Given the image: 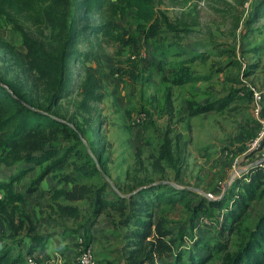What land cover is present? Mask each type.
I'll list each match as a JSON object with an SVG mask.
<instances>
[{
    "label": "trees",
    "instance_id": "trees-1",
    "mask_svg": "<svg viewBox=\"0 0 264 264\" xmlns=\"http://www.w3.org/2000/svg\"><path fill=\"white\" fill-rule=\"evenodd\" d=\"M130 9L139 27L147 28L148 39L176 28L154 0H0V18L15 28L26 49L14 51L19 77L0 74V164L15 167L9 180H0V246L5 243L3 225L18 233L30 220L28 229L36 230L33 214L24 204L51 177L54 184L48 188L46 206L61 224L71 221L65 235L76 236L77 246L79 236L92 245L93 228L106 217L112 234L123 241L125 264H264V168L260 164L237 178L221 198L162 183L125 197L120 185L116 183V190L107 179H111L107 147L99 132L92 130L95 136L87 138L94 104L105 96L100 55L94 54L96 47L88 35L98 46L108 38L124 39L116 20L125 18ZM95 12L101 16L99 21ZM87 40L88 49L82 50ZM4 47L6 52L14 49L9 44ZM131 57L127 58L130 77L136 79L139 62ZM77 59L83 63L78 97L74 109L64 115L62 104L71 91V67ZM201 79L194 76L186 81ZM237 92L205 105L190 101L189 115L224 109L239 98ZM245 95L249 101L254 98L252 89ZM260 105L264 118V94ZM259 136V130L243 126L237 141L244 144ZM260 145L264 148V135ZM166 159L178 166L172 153ZM176 169L180 176V168ZM34 173L25 191L16 190L17 182ZM130 179L127 192L145 185V180L153 182L146 175L133 174ZM181 206L185 218L173 220L171 212ZM18 244L0 248V264H26L28 255L45 249V240L36 234L27 251L17 250Z\"/></svg>",
    "mask_w": 264,
    "mask_h": 264
},
{
    "label": "rangeland",
    "instance_id": "rangeland-1",
    "mask_svg": "<svg viewBox=\"0 0 264 264\" xmlns=\"http://www.w3.org/2000/svg\"><path fill=\"white\" fill-rule=\"evenodd\" d=\"M154 3L177 29L165 30L148 39L147 28L139 27L134 10L130 9L125 18L116 20L124 39L108 38L98 46L94 36L88 35L96 47L94 54L100 55L105 96L94 104L89 125L86 124L87 138L95 136L92 130L99 132L110 157V180L116 188V183L120 185L122 194L159 181H171L199 189L212 195L211 198H221L256 162H264L261 139L256 145L254 140L244 144L237 141L243 126L259 130L260 135L264 130V118L256 112L255 98L249 101L245 95L252 87L264 94V0H154ZM99 17L96 14L95 20L99 21ZM88 40L82 44V50L88 49ZM4 44L14 49L6 52ZM25 50L15 28L0 18V74L9 79L19 77L14 51ZM130 56L139 62L136 79L130 77L127 63ZM91 63H97L94 55ZM82 64L78 59L72 63L71 91L62 104L64 115L74 109ZM254 64L257 66L250 68ZM194 76L203 79L186 81ZM232 90L238 91L239 98L228 107L189 115L190 101L201 105L213 103ZM254 120L259 122L258 126ZM169 152L179 160L177 167L168 163ZM176 168H180V176H176ZM14 170L15 167L0 164V180H9ZM133 174L153 177V182L148 184L145 180V185L127 192ZM34 177L35 173L17 182L16 190L25 191ZM46 193L45 189H39L24 204L33 214L36 230L28 229L30 220L25 230L18 233L3 225L5 243L0 248L23 240L21 247L27 251L35 234L52 242L72 227L70 221L61 224L60 218L50 214ZM170 215L173 220H181L186 210L181 206ZM109 221L103 217L94 227L100 236L90 245L95 264H125L123 241L112 234ZM70 241L57 245L43 263L78 264V246L76 254H68L77 240L72 245ZM28 256L37 258L36 254Z\"/></svg>",
    "mask_w": 264,
    "mask_h": 264
},
{
    "label": "crops",
    "instance_id": "crops-1",
    "mask_svg": "<svg viewBox=\"0 0 264 264\" xmlns=\"http://www.w3.org/2000/svg\"><path fill=\"white\" fill-rule=\"evenodd\" d=\"M48 178V177H47ZM47 178H46V180L42 183V185H41V187H40V189H45L46 191H47V193H46V195H47V200H46V202L48 203L49 202V193H48V188L49 187H51L53 184H54V180L51 178V180L50 181H48L47 180ZM67 221H70V220H67ZM70 223H71V221H70ZM101 223V222H100ZM100 223H98L97 225H99ZM96 225V226H97ZM24 228H25V226H24ZM23 228V230H25ZM22 231V230H21ZM96 233H99V230L97 229L96 230V232H95V230H94V228H93V242L95 241V240H98L99 238H100V236L98 235V234H96ZM62 236H57V237H55V238H53V240H52V242L50 241V240H46L45 241V249L44 250H41L39 253H37L38 252V250L36 251V255H37V257L38 258H40L41 259V262H42V264H44L43 263V260L44 259H47V257H46V255L47 254H49V255H51L52 256V254H53V250L55 249V247L57 246V245H59V246H61V245H66V243H67V241H70L69 242V244H73V242L75 243V238L74 237H71V236H68V235H63L62 233H60ZM83 235V234H82ZM64 237V238H63ZM15 241V240H14ZM21 241H23V240H20V243L19 242H17V243H19L18 245H16V248H17V250H18V248H22L21 247ZM31 242V240L28 242V243H30ZM77 242V241H76ZM16 243V242H15ZM16 243V244H17ZM29 245V244H28ZM75 245V244H74ZM93 245V244H92ZM55 251H57V250H55ZM75 253L76 254V252H77V245H75L74 247L72 246V247H70V252L68 253V254H72V253ZM76 258H77V256H76ZM67 260V259H66ZM76 261H77V259H76ZM45 264H47V262H45Z\"/></svg>",
    "mask_w": 264,
    "mask_h": 264
},
{
    "label": "built area",
    "instance_id": "built-area-1",
    "mask_svg": "<svg viewBox=\"0 0 264 264\" xmlns=\"http://www.w3.org/2000/svg\"><path fill=\"white\" fill-rule=\"evenodd\" d=\"M254 92V98H255V103H256V112L260 114L261 110V105L260 102L262 100V92H259L256 88L252 87L251 88ZM264 135V130L262 134L256 138L253 141V145H256L259 143V140L261 137ZM261 167L264 168V162L260 163ZM27 262L28 264H42L41 261H38L37 258L33 256H28L27 257ZM77 263L78 264H95V258L93 254V250L91 246H87L84 242V239L82 237L78 238V255H77Z\"/></svg>",
    "mask_w": 264,
    "mask_h": 264
},
{
    "label": "water",
    "instance_id": "water-1",
    "mask_svg": "<svg viewBox=\"0 0 264 264\" xmlns=\"http://www.w3.org/2000/svg\"><path fill=\"white\" fill-rule=\"evenodd\" d=\"M88 149H89V147H88ZM89 150H90V149H89ZM257 164H260V163H259V162H256L254 165H257ZM107 179L110 180L109 177H107ZM159 183H162V184H171V185L176 186V187H178V188H185V187L181 186L179 182H171V181H159V182L153 183V184L150 185V186H153V185H156V184H159ZM144 187H147V186H144ZM144 187H142V188H144ZM114 188H116V187L114 186ZM142 188H139V189L135 190L134 192H132V193H130V194H122V195L125 196V197H130L131 195L137 193V192H138L139 190H141ZM186 188L189 189V190H195V191L197 190V191H199V192L205 194V195H206L207 197H209V198L212 197V195L207 194V193H204L203 191H201V190H199V189H195V188H192V187H186ZM116 190H117V188H116ZM224 193H225V192H224ZM223 195H224V194H223Z\"/></svg>",
    "mask_w": 264,
    "mask_h": 264
}]
</instances>
